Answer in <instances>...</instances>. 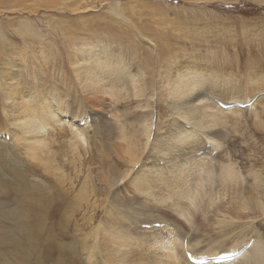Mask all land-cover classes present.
<instances>
[{
  "label": "rangeland",
  "instance_id": "374dc122",
  "mask_svg": "<svg viewBox=\"0 0 264 264\" xmlns=\"http://www.w3.org/2000/svg\"><path fill=\"white\" fill-rule=\"evenodd\" d=\"M86 2H94L97 5L96 9L90 12L79 9ZM113 6L118 8L120 15L114 13ZM115 26L125 31H138L140 28H148L146 30H153L154 32H149L146 37L133 36L128 38L122 37ZM92 27L95 29L88 30ZM77 30L81 31L83 37L76 40L79 44L85 45H82L81 49L77 46L72 49L67 39H75L73 34ZM155 33L162 36L165 33L170 34V46L175 55V60L171 61L168 55H163L159 59L155 54L157 47L153 40L157 38ZM88 49L99 54L105 51L114 53L121 60L120 70H132L133 73H136L137 80H140L141 75L145 72L147 86L152 84L147 91L148 93L142 97L130 94L128 87L134 92L136 90H134V85L129 83L122 85L125 88L121 100H116V97L112 98L108 93L98 91L93 94L90 93L91 96L97 97L96 107L87 104L85 92L88 89L84 88L77 79L71 60L73 59L75 62L78 59L76 58L77 53ZM33 50L39 52L40 59L35 58L34 52L32 54ZM30 61L31 66H29ZM183 63L195 64L204 70L200 75H194L195 73L191 70L188 71L189 75H185L187 81L192 84L200 81L205 83V86L200 84L194 86L192 90L191 97H197L201 94V97L195 101V107L208 105V115L220 114L224 120L218 126L212 127L209 133L205 132L206 135L204 132L199 133L201 138L200 156H206L205 160L212 163L217 173L223 168H229L236 175L240 173L241 176L224 185L218 182L208 184V190H211V193L206 196L208 207L204 210L200 208L194 214L181 216L175 209H168L185 225L186 239L189 238L193 244L191 247L193 253H196L197 250L211 248L213 244L209 241L216 243L212 240L213 237V239H220L221 241L227 237L226 248L223 250L234 248L240 243L246 245L248 242L250 247L254 244L257 234L264 240L263 210L260 208L244 210L245 203L242 201V198L243 200L248 198L250 203H253L260 199L264 203V3L262 0H0V131L5 132L10 127L11 129L15 127L12 124L15 120L11 113L4 112L7 102L4 91L1 90L5 86V77L12 80L17 75L19 82L14 81L16 87L22 88L24 85L25 90L35 89L39 83L50 88L51 83L55 82L53 85L59 89L60 93H65L67 101H73L72 105L84 109L82 110L85 113L82 116L77 113L74 107L68 106L67 101L65 103L60 102L58 107L56 95L52 93L51 101H54L56 107L59 108L57 124H63L65 128L62 129L61 137L56 135L58 129L55 126L47 127L46 134L57 142L59 140L56 145L52 146V150L59 151L58 158L61 156L60 159L57 158L61 164L59 165L57 162L55 165L57 169L61 170L60 172L63 171L67 176V182L64 183L65 189L70 190L72 197H76L84 185L92 193L91 201L85 203L81 211L79 210L74 217V222L78 220L81 224L85 223L84 212L87 211L86 215L89 216L97 207L94 203L102 201V198L97 199L99 196L102 197V194L99 193L101 181H98L94 176L114 163L111 158H108L109 160L102 158L104 153L96 150L94 142L100 141V137L103 136L107 155L114 157L116 153L121 152L126 156L128 141L119 138L121 126H123V112H133L128 117L129 137L133 135L135 138V133L138 131V135L142 139L141 133L145 129L144 124L149 123V142L145 148L143 160L136 167H141L142 171L167 176L164 173L168 171L164 169L183 166L188 161L189 150L185 149L174 154H168V157L176 156L177 160L174 165L167 164L166 159H160L155 163V158H153L155 151L150 149L151 143H156L158 137L160 140L164 139L163 146L174 141L173 138L166 137L164 132L168 120L172 118L169 98L171 78L177 77V68L180 69ZM4 67H6L8 75L3 71ZM33 72L37 74L36 80L31 78ZM129 77H133V75L130 74ZM116 78L115 76L112 82ZM235 90H238L239 94L232 95ZM16 99L23 105L18 94ZM29 99L31 98L27 97V100ZM252 100L253 104L247 107L233 105V103H246ZM29 102L27 105H31V107H37L40 104V102L35 104ZM154 102L157 105L152 108L151 106L144 109L139 107V105L145 106ZM219 108L220 110H218ZM147 113L149 115H146ZM118 116L120 117L118 118ZM135 121L139 124H136ZM179 121L181 128L174 135L192 129L191 122L182 118H179ZM58 127L60 128V126ZM114 127L116 133L111 136L110 132ZM73 128L85 131L86 136L77 132L79 134L77 137ZM7 139L6 143L12 144L10 138ZM146 140L145 138L142 139L141 148L144 144L146 145ZM173 143L177 146V143ZM71 144L74 146L81 144L82 149L85 147L88 152L83 149L80 158L78 154L74 156ZM205 145L209 148L208 153L202 150ZM13 146L11 145L10 148L16 149ZM63 151L64 153H62ZM24 152L21 148L18 155L22 154L23 160L29 159ZM147 152H151L150 157H148ZM192 154L193 152L190 153L191 156H193ZM88 159L90 160L88 161ZM33 162L38 163L37 161ZM62 164L63 170L61 169ZM155 164L159 165L156 166ZM123 167L126 168V166ZM40 170L45 171L44 168ZM255 172L261 174V179L255 181ZM85 176L96 178V191L91 184L87 183ZM8 181H10L9 178ZM75 181L77 182L75 183ZM0 190L4 196V201H9L10 198L5 195L4 190L2 188ZM130 195L132 196L131 192ZM259 195L262 196L263 200ZM140 196L141 200L144 196L149 197ZM153 196L154 194L148 200L151 202L153 200L161 208H167L169 202H164L162 199L158 200L155 198L156 196ZM102 207L96 209L99 213L95 220L96 224L100 223L107 214L105 213L107 212L106 208L103 207L102 209ZM239 212H243V214ZM230 217H233L234 223L246 224L245 235L240 234V236L233 238L234 240H228L226 232H220L222 227L216 222L222 219L229 221ZM156 223L159 225H155L160 226V228L166 225L163 222V224ZM0 224H3L4 228L7 226L13 228L14 226L13 223L9 222L8 224L2 214H0ZM83 226V228L79 227L82 230L80 233L82 235L93 229L86 224ZM169 227L173 229V226L170 225ZM2 234L0 232V237ZM18 236L21 237L20 244L0 242V264H4L5 261L7 264L11 261V259H6V255L16 253L17 250L25 252L27 248H31V253L40 254L39 241H26L20 233ZM170 238L169 235L166 237L168 240ZM89 239L90 237H88ZM90 243L93 244L94 242L91 241ZM61 245L59 244L55 249V254L49 255V264H54L55 260L56 263L61 262V264H90V253L84 250L81 252L82 259L74 260L73 257L64 256V259L61 257L62 263L60 256L64 252ZM223 250L218 251L223 252ZM31 253L30 257L37 258V256L33 257ZM218 254H206L205 257L199 254L198 256L203 258L199 259L202 261L198 262L206 264V262L212 261L210 255H214V259H217ZM234 256L236 257L238 254L229 255V259L231 260ZM12 259L15 260V257ZM101 262L98 263L101 264ZM214 262L217 264L216 260Z\"/></svg>",
  "mask_w": 264,
  "mask_h": 264
},
{
  "label": "bare ground",
  "instance_id": "6f19581e",
  "mask_svg": "<svg viewBox=\"0 0 264 264\" xmlns=\"http://www.w3.org/2000/svg\"><path fill=\"white\" fill-rule=\"evenodd\" d=\"M262 3H264V0H262ZM96 7L97 5H95L94 2H86L84 5L80 6L79 9L90 12L93 9L95 10ZM112 9L116 15H120L117 7L113 6ZM115 27H117L122 37L125 36L128 38H132L133 36L146 37V35H149V32H154L153 30H146L148 28H140L138 31H125L118 26ZM94 29L95 27H92L88 30ZM96 30L98 29L96 28ZM155 34L157 38L153 40L157 45L155 54H157L158 58L161 59L163 55H168L171 61L175 60V55L170 46V34L165 33L164 36L157 33ZM82 35L81 31L77 30V32L73 34L75 39H67L72 49L76 46L81 49V46L85 45L79 44L78 40H76L83 37ZM32 54L37 59L41 57L39 52L35 50L32 51ZM76 58L78 59L75 60V62L73 59L71 60L73 69L79 82L84 88L88 89L87 92H85V100L90 106H95L97 99V97L91 96L90 93L93 94L100 91L101 93H108L112 98L116 97V100H121L124 95L125 87L122 86L124 84L128 85L131 83L134 85L133 87L136 91L134 92L130 87H128V91L136 97L144 96L148 93L147 91L152 85L147 86L145 72L141 75V79L137 80V75L133 73L132 70H120L121 60L110 51L99 54L89 49L81 50L77 53ZM29 66H31V61L29 62ZM189 70L195 73L194 75H200V73L204 71L201 66L183 63L180 69L177 68V77L175 79L172 77L170 82L171 89L169 98L171 103L170 115L172 118L167 122L164 135L173 138L174 141L163 146L162 143H164V139L160 140L158 137L156 138L157 142H152V145H150V149H152L153 152L155 151L153 155L155 163L160 159H166L167 164L171 163L174 165L177 160L176 156L168 157V154H174L185 149L189 150L188 161H186L183 166L164 169L168 171L164 173L167 174V176L163 174H153L154 172L142 171L141 167H136V165L143 160L144 151L149 142V123L144 124L145 129L141 133L142 139H147L146 145L144 144L141 148L140 144L142 139H140L138 131H136L134 138L133 135L129 137V132L127 130L129 126L128 117L133 112H123V126H121L122 130L119 138L128 141L125 153L126 156L121 152L116 153L114 157H112L113 155H107L103 136L100 137V141L94 142L96 150L104 153L102 158L105 160L111 158L114 163L110 167L107 166V169L95 174L96 176L94 177H96L98 181H101L99 193L102 194V197L99 196L97 199L102 198V201L94 203L97 207L94 208L93 213L90 215L88 214L89 216L86 215L87 211H83L86 222L82 224L79 223L77 219V222H74V217H76L79 210L81 211L85 203L91 201L92 193L84 187L85 185L81 188V191L78 192L76 197H72L70 190L65 189L66 185L64 183L67 182V176L63 171L62 174V172H60L61 170L57 169L55 165L57 162L59 165L61 164L60 160L58 161L61 156L58 158V155H60L59 151L55 152L53 151L54 149L52 150V146L56 145L59 140L57 142L53 138H49V135L46 134V128L49 126H55L56 129H58L56 131L58 137L63 134L62 129L63 127L65 128V126L63 124H57V114L59 113L58 107L60 106V102L65 103L67 101L65 93L59 92V89L53 85L55 82L51 83L50 88L38 82L39 84L35 89L31 88L30 90H25L24 85L22 88L16 87L15 82H19L17 75L15 77L13 76L14 79L12 78V80H8L9 78L5 77V86L1 90L4 91L5 100L7 102L4 112L11 113L12 118L15 120L12 124L15 125V127L12 129L10 127V129L5 132L0 131V133H2L0 136V188H2L5 195L10 198L9 201H4V196L0 190V200H2L0 202V214L8 221V224L10 222L13 223L14 226L13 228L9 226L4 228L3 224H0V232L3 233L0 237V242H14L20 244L21 237L18 236V233H20L26 241H39L40 247V254L38 255L31 253V248H27L25 252L17 250L16 253H9L6 255V259H11V261L7 264H49L48 257L50 254H55V249H57L59 244H62L61 249L64 252L63 254L60 253L62 254L60 259L61 257L64 259V256L73 257L74 260L77 258L82 259L81 252L84 250L90 253V264H99L98 262L100 261H102L101 264H203L202 262H198L202 261L199 259L205 257L206 254L212 253H219L220 259H224L223 263L217 264H264V240H262L259 234H257V238L254 239V244L250 247L248 242L246 245L240 243V245L233 246L234 248L223 250V248H226L225 244L227 237L223 241L220 239H213V237L212 240L217 244L209 241L213 244L211 248L197 250L196 253H193L191 249L193 244L190 242L189 238L186 239L187 233L185 234V225H183L182 221L178 217L176 218L174 213L168 209H175L181 216L194 214L200 208L204 210V208L208 207L206 196L211 193V190H208V184L218 182L224 185L241 176L240 173L236 175L235 172L229 168H223L217 173L212 163L205 160L207 157L200 156L201 138L199 137V133H209L212 127L218 126L224 120L220 114L208 115V105L195 107V101L201 97V94L197 97H191L193 93L192 90L194 86H199L200 84L205 86V83L204 81H200L192 84L187 81L185 75L188 74ZM3 71L8 75V73H6V67L3 68ZM130 74L133 75V77H129ZM115 76L117 78L112 82ZM31 78L36 80V72H33ZM52 93L56 95L55 99L58 101V107H56L54 101H51L50 96ZM17 94L18 98L22 99V103L26 107H21L23 105L16 99ZM236 94H239L238 90L232 93V95ZM26 96L31 98L29 99L30 102L27 100ZM27 102L32 104L33 102L34 104L40 102V104L37 107H31V105H27ZM72 102L73 101L68 100L67 105L74 107L80 115L85 113L83 108L82 110L80 107H75V105H72ZM154 105H157L156 102L149 103L145 106L139 105V107L144 109L145 107L149 108L151 106L152 108ZM190 105L193 106L190 107ZM218 110H220V108ZM146 115H149V113ZM119 117L120 116H118V118ZM179 118L191 122L192 129L174 135V133L181 128ZM135 123L139 124L137 121H135ZM58 126H60V128ZM73 132H75V134L81 132V134L85 136L87 134L85 131L77 130V128H73ZM115 133L116 128L114 127L110 135L114 136ZM76 136L78 137L79 134ZM7 138H10L9 140L12 144H8L9 142L6 143L8 140ZM152 139L154 140V137ZM173 142L177 143V146ZM11 145H14L13 147H16V149L10 148ZM71 145L74 156L78 154L79 158L83 149L87 151L85 147L82 149L81 144L77 146H74V144ZM20 147L25 151L24 153L29 159L23 160L21 158L22 154L18 155L21 151ZM208 149L207 145H205V148L202 150L208 153ZM191 152H193V156L190 155ZM62 153H64V151ZM150 153L147 152L148 157H150ZM89 160L90 159H88V161ZM29 161H37L38 163H31ZM65 163L63 164L65 165ZM102 165H104V163ZM155 165L158 166L159 164ZM123 166H126V168L124 169ZM41 168H44L45 171H41ZM61 169L63 170L64 166ZM35 173H38L39 176H36L38 174L35 175ZM260 177L261 174L259 172L254 173L255 181L259 180ZM8 178L10 181H8ZM85 178H87V183L91 184L94 191H96V178L93 179L86 176ZM76 182L77 181H75V183ZM87 183L86 185H88ZM152 194H154L153 197L156 196L155 198L158 200L162 199L164 202H169L167 208L157 206L153 200L152 202L149 201L148 199H150ZM140 195L149 197L144 196L142 197L143 200H141L139 198L141 197ZM261 197L262 196H260V198ZM261 199L263 200V198ZM242 201L245 203L244 210L250 208L255 210L260 208L264 212V203H262L260 199L253 200V203H250L248 198L245 200L242 198ZM100 206L106 208L107 212L105 213L107 214L104 216L103 220L101 219L102 221L100 223L96 224L95 220L97 215H99L96 209ZM239 213L243 214V212ZM228 220L229 221L222 219L216 222L222 227L220 232H226L229 238L228 240H234L233 238L240 236V234L245 235L246 224L239 225L238 223H234L233 217H230ZM156 222H163L164 224L166 223V225L160 228V226L157 227L155 225ZM83 224L89 225V227L93 229L87 234L82 235L80 234L82 230L79 227L81 226L83 228L85 226H83ZM170 225L173 226V229L169 227ZM167 229L168 232L166 233ZM168 235L171 236L170 240L166 239ZM88 237L91 239H89L90 242H94L93 244L89 242ZM221 249L223 252L218 251ZM30 253L33 257L37 256V258L30 257ZM236 253L238 256H234L230 260L229 255H235ZM199 254L203 255V257L198 256ZM210 256H212V261L206 262V264H216L214 262L215 260H213L215 256ZM14 257L15 260L12 259ZM4 264H6V261ZM54 264H61V262L56 263L55 260Z\"/></svg>",
  "mask_w": 264,
  "mask_h": 264
}]
</instances>
